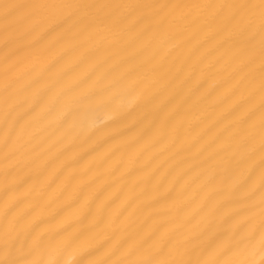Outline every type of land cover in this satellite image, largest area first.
Returning a JSON list of instances; mask_svg holds the SVG:
<instances>
[{
  "label": "bare ground",
  "instance_id": "bare-ground-1",
  "mask_svg": "<svg viewBox=\"0 0 264 264\" xmlns=\"http://www.w3.org/2000/svg\"><path fill=\"white\" fill-rule=\"evenodd\" d=\"M0 264H264V0H0Z\"/></svg>",
  "mask_w": 264,
  "mask_h": 264
}]
</instances>
